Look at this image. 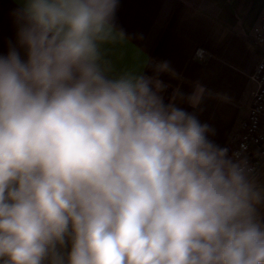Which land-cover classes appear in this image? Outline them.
<instances>
[{"label": "clouds", "instance_id": "9594fccd", "mask_svg": "<svg viewBox=\"0 0 264 264\" xmlns=\"http://www.w3.org/2000/svg\"><path fill=\"white\" fill-rule=\"evenodd\" d=\"M24 4L27 59L0 56L4 264H264L246 162L160 80L102 71L118 0Z\"/></svg>", "mask_w": 264, "mask_h": 264}, {"label": "crops", "instance_id": "0c3cea01", "mask_svg": "<svg viewBox=\"0 0 264 264\" xmlns=\"http://www.w3.org/2000/svg\"><path fill=\"white\" fill-rule=\"evenodd\" d=\"M24 6V0H0V56L14 49L27 59L20 42ZM263 17L264 0H118L112 23L124 36L98 44V63L110 79L132 73L160 80L163 103L208 125V140L230 158L232 131L255 89L250 75L260 55L253 32ZM198 47L210 55L198 59ZM165 62L170 71L157 72ZM197 87L204 91L193 105ZM248 179L260 194L255 220L264 228V161Z\"/></svg>", "mask_w": 264, "mask_h": 264}, {"label": "built area", "instance_id": "2783aa9c", "mask_svg": "<svg viewBox=\"0 0 264 264\" xmlns=\"http://www.w3.org/2000/svg\"><path fill=\"white\" fill-rule=\"evenodd\" d=\"M253 43L260 59L250 75L255 84L247 110L242 114L232 131L230 159L243 160L253 176L264 161V17L254 28ZM198 59L204 60L210 53L202 47L195 50Z\"/></svg>", "mask_w": 264, "mask_h": 264}]
</instances>
